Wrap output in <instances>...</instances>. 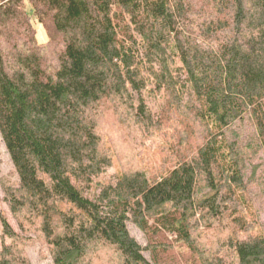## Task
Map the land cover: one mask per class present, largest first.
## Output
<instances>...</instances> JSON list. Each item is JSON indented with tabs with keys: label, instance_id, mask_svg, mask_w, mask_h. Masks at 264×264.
Instances as JSON below:
<instances>
[{
	"label": "trees",
	"instance_id": "1",
	"mask_svg": "<svg viewBox=\"0 0 264 264\" xmlns=\"http://www.w3.org/2000/svg\"><path fill=\"white\" fill-rule=\"evenodd\" d=\"M0 138V264H264V0H0Z\"/></svg>",
	"mask_w": 264,
	"mask_h": 264
},
{
	"label": "rangeland",
	"instance_id": "2",
	"mask_svg": "<svg viewBox=\"0 0 264 264\" xmlns=\"http://www.w3.org/2000/svg\"><path fill=\"white\" fill-rule=\"evenodd\" d=\"M37 29V42L39 44L46 43V37L43 33V29L40 26H36ZM122 143H119L118 145H121ZM123 145V144H122ZM117 147V155L114 160V165L110 168H108L105 172L98 175L93 179V183L91 185L90 191L85 194L90 200H96L99 196L100 191L110 185H114L116 182V172L117 169L124 168L127 169L130 166L135 164V158L136 154L139 153V155H147L149 158V161L151 160L153 163V157H154V146H152L151 142L147 140L145 142L144 149H136L134 151L133 148H130L129 145L125 144L123 146ZM12 172V166L9 161L8 154L4 148V145L0 138V213L2 216H4L12 229L17 232V227L12 219L5 203L2 201V193H1V183L4 181L6 177H9V175ZM259 207V206H258ZM259 219L262 223H264V205L261 204L260 206V214ZM129 230L131 235L137 240L139 244L142 246L146 245V239L144 234H142L139 230H137L134 226H129ZM0 235H1V226H0ZM169 240H173L174 237L168 236ZM8 243L9 240H6ZM36 244V243H35ZM27 255L29 257V260L31 264H51V257L46 250L45 247H40L39 244H36L32 247H30L27 250ZM148 257V255H145ZM223 257V260L225 264H237V258L233 252L226 251L225 253L221 254Z\"/></svg>",
	"mask_w": 264,
	"mask_h": 264
}]
</instances>
